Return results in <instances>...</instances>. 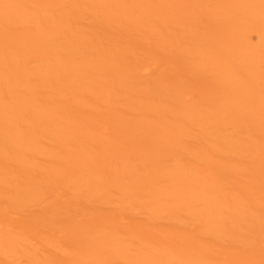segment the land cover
Returning <instances> with one entry per match:
<instances>
[{
	"label": "bare ground",
	"instance_id": "1",
	"mask_svg": "<svg viewBox=\"0 0 264 264\" xmlns=\"http://www.w3.org/2000/svg\"><path fill=\"white\" fill-rule=\"evenodd\" d=\"M0 264H264V0H0Z\"/></svg>",
	"mask_w": 264,
	"mask_h": 264
}]
</instances>
